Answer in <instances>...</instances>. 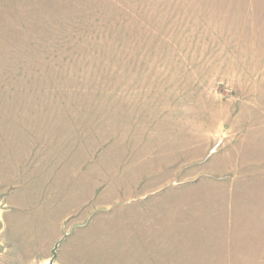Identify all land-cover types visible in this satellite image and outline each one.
I'll list each match as a JSON object with an SVG mask.
<instances>
[{"label": "rangeland", "instance_id": "rangeland-1", "mask_svg": "<svg viewBox=\"0 0 264 264\" xmlns=\"http://www.w3.org/2000/svg\"><path fill=\"white\" fill-rule=\"evenodd\" d=\"M262 8L0 0V264H264Z\"/></svg>", "mask_w": 264, "mask_h": 264}, {"label": "crops", "instance_id": "crops-1", "mask_svg": "<svg viewBox=\"0 0 264 264\" xmlns=\"http://www.w3.org/2000/svg\"><path fill=\"white\" fill-rule=\"evenodd\" d=\"M261 1V0H260ZM254 2H258V6L263 7L262 9H258L254 14V17L258 18L259 26L264 29V4L261 5L259 1L254 0ZM262 2V1H261ZM263 3V2H262ZM243 63L242 66L244 68V73L248 76V81H256L264 82V45H244L243 47ZM254 76V78H253ZM173 254L169 257L173 258ZM182 258H186L185 255ZM190 258V256H189ZM197 259V255L191 256V259ZM171 260L168 264H171ZM174 264H186L185 262H178Z\"/></svg>", "mask_w": 264, "mask_h": 264}, {"label": "water", "instance_id": "water-1", "mask_svg": "<svg viewBox=\"0 0 264 264\" xmlns=\"http://www.w3.org/2000/svg\"><path fill=\"white\" fill-rule=\"evenodd\" d=\"M68 235L65 234L64 237L62 239H60L57 243H55L53 249H52V257L49 259V261L46 264H55V261L57 259V251L58 248L60 246V244L62 243V241L67 237Z\"/></svg>", "mask_w": 264, "mask_h": 264}]
</instances>
